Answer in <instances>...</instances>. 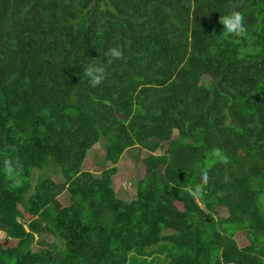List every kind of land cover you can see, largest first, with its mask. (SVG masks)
<instances>
[{
  "label": "trees",
  "instance_id": "16d2710c",
  "mask_svg": "<svg viewBox=\"0 0 264 264\" xmlns=\"http://www.w3.org/2000/svg\"><path fill=\"white\" fill-rule=\"evenodd\" d=\"M231 10L243 37L223 35ZM110 47L126 59L108 63ZM90 63L106 68L95 88ZM98 143L99 164L137 148L162 177L118 197L83 168ZM47 170L62 179L53 189ZM0 233L40 247L0 244V264H264V0H0Z\"/></svg>",
  "mask_w": 264,
  "mask_h": 264
},
{
  "label": "rangeland",
  "instance_id": "374dc122",
  "mask_svg": "<svg viewBox=\"0 0 264 264\" xmlns=\"http://www.w3.org/2000/svg\"><path fill=\"white\" fill-rule=\"evenodd\" d=\"M194 82H198L197 79H195ZM140 94L144 96L145 99H148L152 97L153 89L151 87L141 88ZM118 114H120V116L123 115L119 111ZM176 134L177 132L173 130L165 132V136L168 140L175 137ZM138 150L139 149L137 148H131L125 151L116 164H99V161L103 155V151L101 143H98L93 148V154L88 155L83 168L85 170L92 171L95 176H98L111 183L118 197L125 200H131L135 197L137 186L140 180L143 184H145L147 179H160L163 175V168L161 166H157L154 163L153 154L147 151ZM45 173L46 178L44 179L43 183L47 188L53 189L58 185V183L62 181L60 176L55 174L52 170H47ZM248 174L254 175L255 173L248 172ZM234 193L235 189L233 188H229L224 192L225 204L231 200ZM78 197L81 199V196ZM69 203V195L66 191H64L47 208L51 213L56 214L60 209ZM177 206L179 209L182 208L181 204H177ZM18 209L23 214V221H29L31 219V216L21 206H18ZM213 215L216 219L225 218L227 216V209L225 205L215 208ZM233 238L236 240L239 247L249 245L253 239L250 232L246 230L236 232V234L233 235ZM36 239L37 237L35 234H28L23 238L6 241L5 235L0 233V244H2L4 247H15L17 245L29 243V249L38 251L40 247L38 244H36ZM164 255L166 257V253H164ZM156 256L159 257V259L156 258L155 260L148 257V260L147 258H142V256H137L135 260L130 258L128 264H148L151 260V264H169V262L164 261L165 258H160V255H155L153 257ZM161 257H163V255Z\"/></svg>",
  "mask_w": 264,
  "mask_h": 264
},
{
  "label": "clouds",
  "instance_id": "9594fccd",
  "mask_svg": "<svg viewBox=\"0 0 264 264\" xmlns=\"http://www.w3.org/2000/svg\"><path fill=\"white\" fill-rule=\"evenodd\" d=\"M236 6H234L235 8ZM219 23L223 26V35L225 37H243L247 28L244 22V15L240 11L231 10L228 14L220 16ZM105 56L108 58V63H112L115 60H125L122 50L119 47H110ZM84 75L88 78L91 87L95 88L100 85L106 78V68L103 63H90L84 69ZM219 154L220 150H216ZM225 162H227V157H224ZM22 166L17 162L13 166L12 162H6L5 172L10 177H18L19 170ZM204 179L207 180V175L205 174ZM21 181L16 178L14 180V186L19 187Z\"/></svg>",
  "mask_w": 264,
  "mask_h": 264
}]
</instances>
